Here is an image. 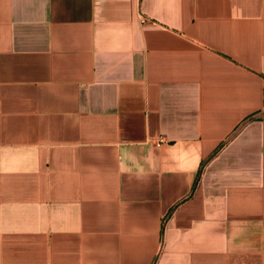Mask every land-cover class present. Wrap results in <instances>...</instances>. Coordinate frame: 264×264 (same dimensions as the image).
I'll return each instance as SVG.
<instances>
[{
    "label": "crops",
    "instance_id": "obj_1",
    "mask_svg": "<svg viewBox=\"0 0 264 264\" xmlns=\"http://www.w3.org/2000/svg\"><path fill=\"white\" fill-rule=\"evenodd\" d=\"M0 264H264V0H0Z\"/></svg>",
    "mask_w": 264,
    "mask_h": 264
}]
</instances>
